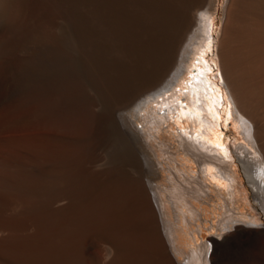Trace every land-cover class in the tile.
<instances>
[{
    "label": "bare ground",
    "instance_id": "obj_1",
    "mask_svg": "<svg viewBox=\"0 0 264 264\" xmlns=\"http://www.w3.org/2000/svg\"><path fill=\"white\" fill-rule=\"evenodd\" d=\"M110 3L111 18H116L114 37L119 42L129 36L130 0H110ZM247 3L226 0L217 56L238 115L240 132L254 148L253 152L241 144L238 160L244 168L246 162H254L262 165L264 171V17L246 12L256 18L241 27L244 13L240 12ZM162 4L168 11L172 7L175 18L157 67L180 63L181 51L195 28L200 26L205 37L210 0H162ZM18 7L11 0H0V11L8 18H23ZM247 8H243L244 12ZM41 14L42 18L55 17L46 9ZM6 51L0 50V75L7 71ZM208 78L206 71L204 75L197 73L185 91V104L176 100L171 106V110H178L179 106L180 120L187 121L184 128L177 126L172 137L162 134L161 124L169 118L165 106L152 107L144 116L142 139L146 148L155 158L156 148L166 154L163 186H152L148 179L147 187L143 188L133 179L97 164V129L87 122L82 99L73 98L71 105L59 101L58 107L55 104L56 110L70 111L77 119L0 130V264H249L225 260L229 244L237 237H251L253 230L240 229L242 226L236 224L242 220L240 217H247L238 210V199L233 195L237 180L223 148L219 143L209 142L215 136L212 127L218 118L211 104L217 94L211 96L210 90H214ZM17 88L18 84L7 86L0 81V107ZM147 136L150 140L156 138V145ZM190 161L196 164V171L189 169ZM208 176L212 180L214 177L226 180L228 185L221 186L217 181L208 184ZM210 201L215 203L214 210L219 211L215 221L214 217L203 218L196 206V202ZM261 203L264 205V195ZM206 221L211 223L207 228L218 231L223 241L214 238L212 248H207L204 242L189 245L182 255L184 261L181 259L179 263L175 257L182 250L176 246L178 232L195 241ZM230 229L236 232L231 234Z\"/></svg>",
    "mask_w": 264,
    "mask_h": 264
},
{
    "label": "rangeland",
    "instance_id": "obj_2",
    "mask_svg": "<svg viewBox=\"0 0 264 264\" xmlns=\"http://www.w3.org/2000/svg\"><path fill=\"white\" fill-rule=\"evenodd\" d=\"M11 1L18 4L19 16L23 18H8L0 11V50H7V71L5 75H0V81L7 86L18 84L19 88L13 92L14 96L11 95L0 107V130H18L30 125L77 119L70 111L59 108L56 110L55 104L57 107L60 103L71 105L74 104V99H82L87 109V122L93 129H97L94 130L97 164L133 179L143 188L147 187L148 179L152 181V186H163L166 184L167 175V160L164 156L166 154L163 155L155 147V158L149 153V148H146L142 139L145 129L144 116L152 107L161 109V106H165V115L169 118L161 124L164 131L161 132L172 137L171 134L176 133L177 126L184 128L187 121L180 120L179 106L178 110H171V106L176 100L184 105L185 91L189 89L190 82L195 80L197 73L204 75L206 71L208 81L212 83L215 91L210 90L211 96L217 94L216 100L211 104L214 108L212 112L215 111L218 119L212 127L215 136L212 135L209 142L219 143L223 148L237 180L233 195L238 199V210L246 213L247 217H240L242 220L236 224L242 226L240 229L253 230L251 237H237L229 244L225 251V260L264 264V205L261 203L264 195V171L262 165L254 162H246L244 168L238 160V147L244 145L253 152L254 148L240 132L238 115L221 76L217 56L226 0H210L206 11L205 37L200 26L195 28L190 41L181 51L180 63L172 66L169 63L167 67H157V63L175 14L171 11L172 7L169 11L166 10L162 0H130V18L127 23L129 36L123 35L119 42H116L114 37L116 18H111L110 0L104 3L101 0ZM263 1L261 2L264 4ZM259 2L245 0L248 5H243L244 9L250 6L259 13L252 8L250 10V7L247 8L249 11L246 9L245 12L241 8L240 14H244L240 25L245 26L251 18L264 17V5ZM45 9L56 18H42L41 13ZM21 11L23 15H20ZM246 12L253 13L256 17ZM245 16L249 18L244 19ZM17 21L20 22L18 25ZM243 25L241 27H244ZM137 94L140 95L139 98H132ZM148 139L150 140L149 137ZM155 139L151 138L152 144H155ZM157 161H161V164ZM182 162L181 160L180 163ZM187 165L190 170L196 171L197 166L193 161ZM212 171L213 168L210 172ZM212 178L208 176L206 182L209 184L210 181H217L224 187L228 185L226 180ZM214 204L213 201L196 202L202 217L207 220L214 217L213 221L218 218L219 213L214 210ZM207 222L204 223L201 234H196L195 241L189 240L182 231L178 232L176 246L182 250L175 257L179 263L189 245L195 246L204 242L207 248H212L211 241L214 238L223 241L222 237H218V231L207 228L211 224ZM233 232H236L235 229H230V233Z\"/></svg>",
    "mask_w": 264,
    "mask_h": 264
}]
</instances>
